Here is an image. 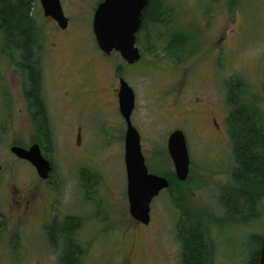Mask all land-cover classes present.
Segmentation results:
<instances>
[{
    "label": "rangeland",
    "instance_id": "rangeland-1",
    "mask_svg": "<svg viewBox=\"0 0 264 264\" xmlns=\"http://www.w3.org/2000/svg\"><path fill=\"white\" fill-rule=\"evenodd\" d=\"M101 1L62 0L71 20L67 31H60L44 16L40 4L36 5L44 46L42 95L53 135V144H46L51 152H45L55 165L49 183L40 179L31 163L10 150L15 143L32 145L38 127L24 97L27 77L19 66L20 52L6 44L0 26L1 189L7 185L13 188L12 194L19 188L29 190V197L44 196L49 222L56 215L83 219V244L75 264H182L178 226L184 214L205 229L210 264H249L264 239V203L254 217L233 193L228 196L231 204L242 209L228 212L223 206V190L238 188L231 138L223 133L211 140L199 121L182 122L181 106L174 107L170 84L178 66L165 48L168 35L186 34L187 43L175 50L189 55L183 60L188 59L183 71L188 74V96L208 90L211 104L216 105L210 85L215 89L217 76L219 83L225 79L229 87L241 78L248 85V99L264 116V0H162L170 22L156 30L149 26L148 37L139 34L137 44L143 55L134 66H128L117 52L105 55L99 49L92 17ZM116 72L136 92L132 121L141 134L149 169L172 182L175 168L167 144L180 126L193 162L186 182L177 179L153 200L148 225L135 221L129 212L127 125L119 100L112 96L119 84ZM96 87L104 90L100 103L92 100ZM13 222L19 253L6 249L5 255H16L15 264H64L62 243L49 240L31 210L20 208Z\"/></svg>",
    "mask_w": 264,
    "mask_h": 264
},
{
    "label": "trees",
    "instance_id": "trees-1",
    "mask_svg": "<svg viewBox=\"0 0 264 264\" xmlns=\"http://www.w3.org/2000/svg\"><path fill=\"white\" fill-rule=\"evenodd\" d=\"M31 1L0 0V26L4 32L6 44L20 52L19 66L25 72L26 83H28V88L25 89L29 98L27 102L32 112L38 113H32L33 120L38 127L34 142L39 143L44 149V154L48 156L45 152L50 153L51 151L48 150L46 144H53V135L48 124L46 103L42 95L44 46L40 39L39 24L31 16ZM165 5L162 0H150L145 10L144 27L151 26L156 30L168 26ZM183 36L185 38L186 34L175 32L168 35L166 39L168 48L165 50L173 57L177 55L175 49L185 44ZM161 38L163 39V35ZM246 90H248V85L243 79L239 78L231 82L228 127L236 163L233 176L238 188L237 190L235 188L224 189L221 201L228 212L241 210L242 208L237 209L238 207L231 204V198L228 196L229 193H233L244 203L245 210L254 217L257 214L256 208L264 203V116L256 103L248 99L250 93L245 92ZM177 181L174 174L171 183L174 184ZM65 236L69 237V234L65 233ZM178 237L182 242V264H210V245L207 233L202 225L189 214H184L181 219L178 226ZM78 251L69 240L62 256L64 263L73 264L75 253ZM259 260L260 251H256L251 256L249 264H259Z\"/></svg>",
    "mask_w": 264,
    "mask_h": 264
},
{
    "label": "water",
    "instance_id": "water-1",
    "mask_svg": "<svg viewBox=\"0 0 264 264\" xmlns=\"http://www.w3.org/2000/svg\"><path fill=\"white\" fill-rule=\"evenodd\" d=\"M41 3L46 16L54 18L62 29L68 27L69 18L65 15L60 0H41ZM148 3L149 0H104L97 6L93 31L98 47L104 54L118 52L130 65L140 61L142 53L137 46V33L141 29L143 10ZM135 106V90L125 78H121L119 109L127 125L125 163L129 212L135 221L148 225L152 219L153 200L170 188L171 181L166 176L151 172L147 165L141 134L132 121ZM167 147L177 179L186 182L191 172V157L187 137L182 129H176L170 134ZM10 150L17 158L30 162L42 179L49 177L52 161L44 154L39 143L28 147L13 144ZM259 264H264V239Z\"/></svg>",
    "mask_w": 264,
    "mask_h": 264
},
{
    "label": "flooded vegetation",
    "instance_id": "flooded-vegetation-1",
    "mask_svg": "<svg viewBox=\"0 0 264 264\" xmlns=\"http://www.w3.org/2000/svg\"><path fill=\"white\" fill-rule=\"evenodd\" d=\"M60 1L62 4V7H63L62 0H60ZM102 1H104V0H102ZM37 2L40 4L41 8L43 9L41 0H32L31 1V16H33L36 19L37 23L39 24V19H37V17H36ZM101 2H98L97 6ZM149 2H150V0H149ZM163 4L165 5L164 2H163ZM97 6L94 8V13H95ZM63 10H64V7H63ZM145 10H146V7L143 10V23H142L141 29L137 33V42H139V37H140L139 34L141 32H142V35L144 37H148L146 34V31L148 30V28L144 27ZM64 13L67 16L65 11H64ZM94 13H93V17H92V25H93ZM43 14L46 18L51 19L54 22V24H56L58 26L60 31H67L69 29L70 23H71V20L69 17H68L69 18L68 27L66 29H62L59 26L58 22L54 18L45 15L44 9H43ZM167 22H170V21L168 20ZM187 38H188V36H187ZM185 43H187V42L185 41ZM137 46L139 47L138 44H137ZM214 49L216 51H218L217 47ZM140 50H141V48H140ZM186 50H187V52H189L188 49H186ZM141 53L143 55L142 50H141ZM184 53H185V50H178L176 57H174L176 59H173V61L175 63V67L178 66V68L174 69L175 70L174 71L175 77L171 78L172 83H170L171 86L174 88V91H173V88L171 87L172 88L171 92H172V95L174 96V102H175L174 107H176V105L181 106L180 107L181 108V111H180L181 115L180 116L183 118L182 122H185L189 119L199 121L203 127V132H205L207 134L206 136L209 137V139H211V140L219 139V137H222L223 133L225 135L226 134L229 135V127H228V119L230 116V105H229L230 87H229V82H225V79H222V81L219 83V79L217 76V78H216L217 83L214 84L215 89H213V84L210 85V90H211V95H212L211 98L213 97L212 99L215 98L217 100L216 105H213V103L211 104V100L209 98V91L208 90H204L200 94H196L194 92V93H192V96H188L189 95V92H188L189 85H188V77H187L188 74L186 73L187 71H185L183 73V71L186 69L184 67V65L186 64L188 59L186 61H183V60L185 58H187L189 55L186 53L184 54ZM181 54H183V55L181 56ZM141 59H142V57H141ZM141 59H140V61H141ZM140 61H138L137 63L132 64V65L128 64V66H134V65L140 63ZM171 67L174 68L173 66H171ZM192 69L190 70L191 72H192ZM215 74L218 75L217 70H216ZM121 78H123V77L120 76V72L119 73L116 72V80H118L119 84H118V86L114 87V89H112V96H113V98L115 97L118 100H119V89H120ZM24 85H25V89L28 88V83H25ZM177 86H179V87H177ZM25 89H24V97H25V100L27 102V100L29 98L26 95L27 91L25 92ZM103 91L104 90H102L101 88H97V87L92 90L91 95H92L93 102H95V103L102 102L99 98L103 95ZM95 99H96V101H95ZM98 99H99V101H98ZM218 99H220L219 102H218ZM136 107H137V95H136ZM32 113L38 114L35 111H33ZM177 129H182V126H180V128H177ZM182 130L184 131V129H182ZM78 132H79L78 136L80 137V135H81V128L80 127H79ZM184 133L186 134L185 131H184ZM229 137H230V135H229ZM141 142H142V140H141ZM142 149L144 151L143 144H142ZM42 150L44 152L43 147H42ZM146 162H147V158H146ZM192 166H193V162L191 159V170H192ZM2 169H3V166L1 165L0 171ZM54 171H55V165L52 161V170L49 174V177L47 179H42L39 175L38 176L40 177V179L42 181L49 183V182L53 181ZM3 187H4V190L1 189L2 186H0V264H15V261L17 259L16 255L12 256L11 258H8L5 255V252H6V249H11V251H12V252L10 251L11 254H16V253L18 254L19 253V252H16L17 247L15 245V243H17V241L15 242V240H17L18 238H16V239L13 238V235L16 234L15 231L13 230L14 229L13 228V225H14L13 217H14L15 212H17L20 208H27L28 210H31L33 212L34 219L37 222H39L40 225L42 224V230H44L46 232V235L51 242H57L58 244L62 243V246L64 247V249H66L68 246V241L71 240L73 245L79 250L78 252L75 253V256H74L75 260H73V262H76L78 260L76 254L81 253V247L83 244L82 238H81V233H80V228L82 226L83 219L81 217L77 218V217H71V216H68L66 218L63 217L61 219L60 215L59 216L56 215V216L51 217L50 222H49L47 220L48 217H47V211H46V207L48 205V202L44 196L42 198H39V197L36 198L34 196L29 197V195H28L29 190H26V189L22 190L19 188L15 189V191L12 194L11 193V191L13 190L12 187H7V185L3 186ZM1 192H2V194H1ZM19 192H20V194H19ZM10 208L12 210H10ZM62 230H65V231H62ZM54 231H56V232H54ZM48 233H50V234H48ZM56 233L58 235L60 233V235L63 237L65 236V233H68L69 237L65 236L66 239L65 238L62 239L60 237L55 238L57 236ZM49 235H50V237H49ZM62 260H63V258H62ZM62 262H64V261H62Z\"/></svg>",
    "mask_w": 264,
    "mask_h": 264
}]
</instances>
